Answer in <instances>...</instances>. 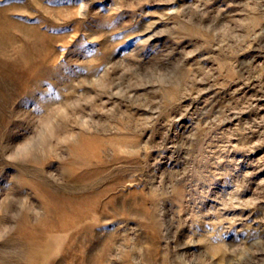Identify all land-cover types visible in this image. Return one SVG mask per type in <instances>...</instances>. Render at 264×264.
Here are the masks:
<instances>
[{"label":"rangeland","instance_id":"obj_1","mask_svg":"<svg viewBox=\"0 0 264 264\" xmlns=\"http://www.w3.org/2000/svg\"><path fill=\"white\" fill-rule=\"evenodd\" d=\"M3 15L0 264H264V0Z\"/></svg>","mask_w":264,"mask_h":264},{"label":"bare ground","instance_id":"obj_2","mask_svg":"<svg viewBox=\"0 0 264 264\" xmlns=\"http://www.w3.org/2000/svg\"><path fill=\"white\" fill-rule=\"evenodd\" d=\"M17 24L16 21H14L11 18L6 17V15L0 16V43L2 42V38H4L5 36H7L10 32V29ZM1 59V58H0ZM2 60V59H1ZM0 60V62H2ZM1 68V66H0ZM25 233V232H24ZM30 233V231H29ZM27 234V233H26ZM25 235V234H24ZM29 234H27V238L30 236H28ZM26 236V235H25ZM26 238V237H25ZM26 263V262H25ZM23 264V263H22Z\"/></svg>","mask_w":264,"mask_h":264}]
</instances>
